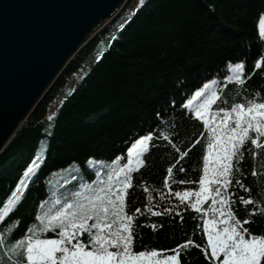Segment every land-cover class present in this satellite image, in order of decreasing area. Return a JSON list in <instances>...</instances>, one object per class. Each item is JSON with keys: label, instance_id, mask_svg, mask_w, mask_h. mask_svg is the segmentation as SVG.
<instances>
[{"label": "trees", "instance_id": "1", "mask_svg": "<svg viewBox=\"0 0 264 264\" xmlns=\"http://www.w3.org/2000/svg\"><path fill=\"white\" fill-rule=\"evenodd\" d=\"M133 1L94 26L0 152V211L22 180L26 185L0 222V264H16L10 249L38 224L41 205L63 202L83 185L106 179L113 162L120 157L127 163L128 147L150 132L154 139L125 199V212L134 217L133 251L169 250L192 240L181 250V264H210L203 224L214 217L211 200L196 212L175 195L199 190L207 152V130L184 105L213 79L219 97L213 112L264 102V0H142L132 11ZM237 62L246 65L243 85L227 80ZM251 148L242 149L224 192L236 217L252 221L244 227L264 235V215L249 216L264 204V149L253 155ZM29 167L33 173L25 178ZM249 195L255 205L246 208L239 198ZM82 239L87 242V235Z\"/></svg>", "mask_w": 264, "mask_h": 264}, {"label": "snow or ice", "instance_id": "2", "mask_svg": "<svg viewBox=\"0 0 264 264\" xmlns=\"http://www.w3.org/2000/svg\"><path fill=\"white\" fill-rule=\"evenodd\" d=\"M259 32L264 37V14L260 18ZM261 66L262 61L255 64L256 69ZM245 67L244 62L232 65L229 69L232 75L228 79L243 85ZM218 99L217 91H209L206 84L184 105L207 130V152L203 156L199 190L176 192L175 195L182 204L189 201L196 212L211 200L213 206L209 211L214 217L218 213L220 219H207L203 224V232L207 235L205 256L208 257L210 249V264H264V235L252 234L244 227L252 221L236 217L230 207L232 201L224 192L232 183L236 161L243 158L244 146L250 144L249 151L253 155L256 154L254 150L264 149V102L250 100L213 112L212 105ZM163 138L169 139L168 136ZM153 139L151 132L135 139L123 158L127 163L121 164L122 158L118 157L110 166L106 179L83 185L68 200H56L48 207L41 205V214L35 218L38 224L31 226L10 249L18 257L16 264H181V250L192 246V240L169 250L133 251L134 217L126 214L125 199L133 186L132 174L143 166V157ZM186 155L187 152L182 153L181 158ZM167 172L171 177L172 167ZM32 173L33 168L29 167L25 178ZM252 175L257 173L253 171ZM236 183L246 192L250 191L241 181ZM23 187L26 185L22 180L7 206L0 211V222L12 211ZM239 200L246 208L255 205L250 195L248 198L241 196ZM258 214L264 215V204L249 212V216ZM152 215L161 213L152 212ZM151 227L155 229L156 226ZM49 232L54 234L53 238H46ZM85 234L87 242L82 239ZM21 256L23 261L19 259Z\"/></svg>", "mask_w": 264, "mask_h": 264}, {"label": "water", "instance_id": "3", "mask_svg": "<svg viewBox=\"0 0 264 264\" xmlns=\"http://www.w3.org/2000/svg\"><path fill=\"white\" fill-rule=\"evenodd\" d=\"M127 0H0V152L85 44Z\"/></svg>", "mask_w": 264, "mask_h": 264}, {"label": "rangeland", "instance_id": "4", "mask_svg": "<svg viewBox=\"0 0 264 264\" xmlns=\"http://www.w3.org/2000/svg\"><path fill=\"white\" fill-rule=\"evenodd\" d=\"M141 1H142V0H134V1H133V3H132V6H133V7H132V11H133L137 6H139V4L141 3ZM263 14H264V13H263ZM263 38H264V37H263ZM232 65H234V64H232ZM232 65H230L229 69L231 68ZM231 75H232V73L229 72V74H228V76H227V80H228V81H230V80L228 79V77L231 76ZM216 83H217V79L210 80L208 83H206V84L209 85V91H211V90H216V87H215V86H216ZM202 88H203V87H202ZM202 88H201V89H202ZM201 89H200V90H201ZM198 91H199V90H198ZM54 112H55V105L52 106L51 111H50V113H49L48 116H49V117L52 116V115L54 114ZM44 148H45V146L41 148V150H40L41 153L43 152ZM21 189H22V188H21ZM20 194H21V192H19V196H20ZM11 198H12V197H11ZM11 198H10V199H11ZM213 218H214V217H213ZM213 218H211V219H213ZM208 219H209V218H208ZM215 219H220V218L218 217V214H217V216L215 217ZM169 254H174V253H169ZM221 258H222V257H221Z\"/></svg>", "mask_w": 264, "mask_h": 264}]
</instances>
